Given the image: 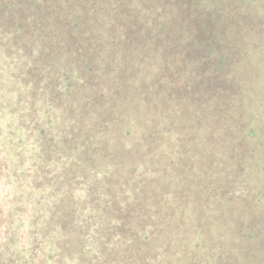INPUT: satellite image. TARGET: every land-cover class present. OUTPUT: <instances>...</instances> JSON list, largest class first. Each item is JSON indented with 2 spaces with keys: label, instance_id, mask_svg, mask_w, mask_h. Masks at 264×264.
I'll return each mask as SVG.
<instances>
[{
  "label": "trees",
  "instance_id": "obj_1",
  "mask_svg": "<svg viewBox=\"0 0 264 264\" xmlns=\"http://www.w3.org/2000/svg\"><path fill=\"white\" fill-rule=\"evenodd\" d=\"M1 179L0 264H264V0H0Z\"/></svg>",
  "mask_w": 264,
  "mask_h": 264
},
{
  "label": "rangeland",
  "instance_id": "obj_2",
  "mask_svg": "<svg viewBox=\"0 0 264 264\" xmlns=\"http://www.w3.org/2000/svg\"><path fill=\"white\" fill-rule=\"evenodd\" d=\"M94 11L92 12V13H96L97 11H98V7L97 6H95L94 7ZM101 13V12H100ZM69 25H63L61 28H59L58 29V34L61 36V37H63L62 38V40H61V44L63 45V46H65L67 49H68V44H72L73 42H74V40H69L70 38V35H71V32H69ZM95 48H97V45H95ZM170 134H173V132H171ZM174 135V137H173V139L175 140V134H173ZM169 147H171V146H169ZM172 151H174L175 152V150H171V148H169V152H172ZM176 153V152H175ZM199 153H202L201 151H200V149H197V150H195V152L193 153L194 155H193V158L195 157V159H196V162H194V163H191V166L194 168V172H193V174H194V177H198V172L200 171L199 170V167H198V160H199V156H200V154ZM175 156V155H174ZM1 185H0V189L2 190L3 188H4V180L3 179H1ZM5 197V195H4V193L2 192V195H1V200L3 199ZM21 224V222L20 221H12V224H11V229H12V231L14 232V235L16 234H18V232L16 231V227L18 228V225H20ZM22 229H24L22 232H23V234H24V238H23V234H22V232H21V235H22V239L21 238H19L20 236H18V238H17V236H16V238H17V242L19 243V244H16L15 243V241H13L14 242V244H13V246H12V248H11V250L10 251H7V250H5V254H6V257L7 258H11V257H13V260L15 261V263H17V264H19V262H23V258H22V254L21 253H24V251H23V249H25V252L27 251V250H29V249H32L33 250V248H34V244H32V242L31 241H28L27 239L28 238H31V230H33L32 229V227H31V225L30 224H27V223H23V225H22V227H21V230ZM5 235H4V238L0 241V243L2 244V246H3V244H5L7 241H6V239H5ZM20 241H22V242H20ZM200 241V240H199ZM29 244H30V246H29ZM26 254H27V252H26ZM20 255V256H19ZM199 261V260H198ZM200 264H208V262H207V258H206V256H204V257H202L201 256V258H200ZM167 264H170V263H167Z\"/></svg>",
  "mask_w": 264,
  "mask_h": 264
}]
</instances>
